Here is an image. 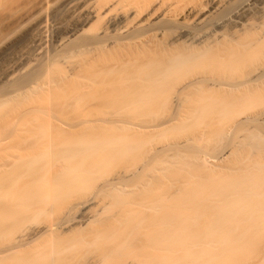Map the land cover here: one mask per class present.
Masks as SVG:
<instances>
[{"label": "bare ground", "instance_id": "bare-ground-1", "mask_svg": "<svg viewBox=\"0 0 264 264\" xmlns=\"http://www.w3.org/2000/svg\"><path fill=\"white\" fill-rule=\"evenodd\" d=\"M108 1L103 5V8L106 10H104L105 12L102 10V7L93 9V11H85L80 17L82 20V22L80 21L81 23L76 20H73L74 22L71 20L72 23H68L65 29L66 34L69 33L70 37L75 38V36L77 37L82 34H79V32L83 31L84 22L88 23L96 19L107 18V20L104 19L108 21V26L104 23L106 25V27H104L105 31L103 30L102 33H98L96 37H94V41L91 40L92 43L85 41L86 43L84 42L81 45L84 47L87 44L88 46L94 44L92 46L97 45V47L100 46L101 48L102 46L106 47L108 45L106 43L107 41H104L108 37V34L106 35V33H108L106 31H109L108 27L120 26L124 30L123 41L125 42L124 44L127 42V46H124L128 48L125 50V47H123L125 52L127 49L128 52L123 60L121 70L127 72L129 80L127 83L124 82L123 84V86L127 88L124 89L125 92H123V94L125 93L127 95V98L124 97L126 102H124L123 99L122 103L133 105L134 108L152 104H171L173 108L176 109L177 107L180 108L182 105H191L192 103L194 109H197L192 113L193 116L197 118L193 123L187 121L179 122L178 120V123L172 122L173 124L167 121L157 123L150 128L151 132L149 134L147 133L149 140L142 139L141 141L137 138L132 139V149L136 151L142 147L143 143H154L160 137L161 139L163 138V140L168 139V134L172 131L177 135H185L186 133H190V131L191 133H196L198 131L197 127L200 128L202 126L204 118L211 116L213 111H216L221 120L218 121L220 130L216 135L217 137L226 136L228 133L238 127L244 126L248 122L249 124H256V130L248 131L241 144L249 146L254 152L258 151L255 157L260 158L257 161L248 162L245 159L251 157L252 153H249L246 155L245 161L237 164L238 168L236 170H230L225 173L208 172L204 169L202 163L200 165L199 162L193 160L188 161L186 158H180L176 163L160 162L156 164L166 166L177 165L180 169L177 170L179 181L184 189L172 193L169 196L171 199L178 196L175 200L172 199L173 204L159 201L133 202L131 211L132 234L130 237V264H264V113L259 111L260 114H256L255 117H251V114L244 116L246 112L252 111L264 104V90L262 93L264 87V0ZM71 3L73 4V0L67 1L64 6L62 5V10L68 11L73 6ZM75 3L76 2H74V4ZM99 9L102 11H99ZM113 11L116 13H113ZM107 28L108 30H106ZM42 30V26L38 25L27 35L29 47L35 44L37 45V43L41 41ZM104 35H106V37H104ZM57 37L59 43L61 40L63 42L67 40V38H65V40L63 36H59V34ZM120 37H118L119 40ZM69 42L71 43V41ZM66 48L67 49L64 50H67L66 54L68 55L77 52V49L74 50L71 46L68 48L67 45ZM106 49H108V47ZM6 52L8 53V51ZM19 53L21 54L22 51ZM25 53L23 52L22 54L25 55ZM20 54L17 53L18 56L16 55L18 61L22 59ZM16 57L14 58L16 59ZM18 61H15V63ZM252 61L261 63L257 68L252 70L249 76L244 80H208L205 76L200 75L202 73H198L213 71L232 73L237 70L239 66H244ZM192 71H195V73L198 71V74L184 81L175 80V78ZM52 72L50 65L46 64L44 69L36 70L34 73L21 79L20 82L18 81L12 84L14 87L26 85V88L30 87L29 91H31V94H35L36 98L32 97L35 98L36 101L32 99V102L35 101L36 105L33 104L37 107L35 109L38 114L35 111L34 113L37 114V117H35V115V118L33 117L31 120V116L28 114L30 124L28 123L29 132L27 131V133L31 135L30 140H34V147L31 146V149L34 151L31 152V150H28L32 153V155L29 153L31 158H29L30 156L26 153L28 158L25 157L24 159L26 162L30 161L29 164L31 163V165L41 164L38 166H42V169L39 167L37 168L43 171L44 180L48 181V184L51 181L53 182V178L59 169H66L65 161L69 160L65 158V155H68L65 151L70 149V143H73H69L66 137L68 141L58 143L55 138L58 135H56V133L54 134V132L58 133L60 131L55 129V126L51 123V119L52 111L55 106V95L58 94L56 92L58 85L52 77ZM87 85L88 84L84 86ZM84 86H82L83 88L81 87L78 96H76L77 103H83L82 100L84 99L85 102L92 100L95 95L94 91L91 92L90 85L87 87ZM169 89L175 90L177 95L172 98L163 96V90ZM255 89L261 90L260 92L262 93L255 98H253L254 96L242 95V93V96H232V94L234 95L236 92L254 91ZM113 90V94H116V89ZM213 91H219L220 93L222 91L226 95L224 94L225 96H221V98H217L218 96L216 98L211 97L210 95L203 96L204 93ZM194 92H197V95L200 93L199 96L202 95L203 97H193L194 102H192L193 98L189 99V97L192 95L191 93L196 95ZM158 93L159 95L161 93V97ZM189 93L190 96L188 95V98H185ZM182 94H185V96H182ZM17 95H15V97ZM26 98L27 97H25V99ZM95 99L96 97H94L93 100L95 101ZM93 100L89 102H93ZM32 102H30L31 106H33ZM26 103L29 104V102ZM199 110L201 111L198 113ZM174 116L175 115L171 117L174 118ZM189 124H191V127L189 126L190 128L188 127V129H186L185 126ZM26 126L27 124L23 127V132H26ZM21 134L23 133L21 132ZM24 135H26V133ZM30 135H28V140ZM61 135L60 132V139L62 138ZM63 135L66 134L63 133ZM21 137L22 135L20 138ZM127 139L129 140V138ZM190 140L191 138L186 139L184 144ZM54 142L59 145L57 144V146H55ZM79 142L80 140L77 141V143ZM128 143L129 142H127V151L129 152L130 148ZM64 145L66 150L63 152V155L65 157L61 154H57L58 157L56 153H61V151H59L60 149L57 151V149L63 148ZM179 147L181 148V145H176V149ZM19 148H21V146H19ZM154 150L155 152L158 151L156 148ZM229 152L230 151L226 153V156H229L231 153ZM11 153L14 154L15 152ZM8 154H10V152ZM18 156H20L19 153ZM10 157L7 156L6 158L12 159V157ZM15 157H17V155ZM20 159L21 156L19 157V160ZM3 160L5 159H2L1 162H5ZM14 160L17 162V159H13V161ZM20 162L16 163L15 166L20 164ZM26 164L27 163L23 160V165ZM7 165L5 167H7ZM145 167L147 168L148 166L144 164L138 170L132 172L133 181L140 180V183L146 186L151 182H161L159 175L166 171L154 169L156 168L154 167L151 172H149ZM13 168L16 167L13 166ZM0 170L2 171V168ZM18 170L20 171L21 169ZM7 176L6 173V179ZM10 176L11 175H9V177ZM28 176L30 177V175ZM163 176L165 177L164 179L168 178L165 174ZM39 179H42V174L41 177L39 175ZM18 180L19 182L22 180L21 175L18 177ZM169 180L171 179L169 178ZM46 181L43 183L46 184ZM5 182L6 181H4V183ZM11 183H9V186L12 185ZM0 186L2 187L1 183ZM55 187L58 189L57 186ZM49 191L47 195L49 198L48 208L41 212H37L38 215L40 213V215L42 214V216L45 217L42 218L45 219L44 221L47 223L45 228L47 234L42 244L43 248L40 247L41 249H37L42 252H35L36 254L44 253L37 256L36 254H34L35 256L33 255L35 257H33V260L36 261L35 263L38 261V263L41 262L40 264H56L54 262L58 254L56 244L59 240L57 241L58 237L53 231V226L55 225H53L52 222L54 221V211H52V209H54V207L52 208L51 206L53 204L51 201L52 194L51 190ZM8 194H10L9 196L11 199L12 194L9 192ZM8 194L6 195L8 196ZM26 197L28 199L29 196L26 195ZM134 197H137V195ZM46 198L45 201L47 202ZM53 198L55 199L54 202H56V197ZM81 213H83V210ZM81 215H83V217L85 216L84 213ZM36 217L37 215L33 217V221H35L34 218ZM57 247L59 249V246ZM16 258H21V256Z\"/></svg>", "mask_w": 264, "mask_h": 264}, {"label": "rangeland", "instance_id": "rangeland-1", "mask_svg": "<svg viewBox=\"0 0 264 264\" xmlns=\"http://www.w3.org/2000/svg\"><path fill=\"white\" fill-rule=\"evenodd\" d=\"M67 1L69 2L72 0H0V169L2 168V171L0 170V183L2 185V187L0 186V190L2 191L3 189V191H5H2L3 193L0 191V264L41 263H38V261L35 263L36 261L33 259L35 258V252L41 251L37 249H41L40 247H42L45 241L44 239L47 234L45 228L47 223H45V219L42 218L44 216H42V214L40 215V213L38 215L37 212H41L48 208L49 198L47 195L50 192L49 190H51L52 194L51 201L53 204L51 206L52 208L54 207V209H52V211H54V221L52 222L53 225H55L53 226V231L58 237L57 241L59 240L56 244L58 254L54 263L130 264V237L132 234L131 211L133 202L159 201L173 204L172 201L178 196L172 198L173 200L169 196L172 193L184 189L179 181L177 170L180 169L177 165L166 166L156 164L160 162L176 163L180 158H186L188 161L193 160L199 162L200 165L202 163L204 169L208 172L225 173L230 170H236L239 162L245 160L252 162L260 159L255 157L258 151L254 152L249 146L241 144L248 131L256 130V124H249L248 122L244 126L238 127L228 133L226 136L217 137L216 135L220 130L218 121L221 120L216 111H213L211 116L204 118L202 126L200 128L197 127L198 131L196 133H191L190 131L191 134L186 133L185 135H177L172 131L168 134V139L163 140V138L161 139L160 137L154 143H143L141 148L134 151L132 149L133 138H137L141 141L142 139L149 140L148 134L151 132L150 128L157 123L166 121L170 124L178 123V121L193 123L197 118L193 116L192 113L197 109H194L192 103L191 105H182L180 108L177 107V109L173 108L171 104H152L134 108L133 105L127 103L122 106L127 118V125L124 131L125 135L129 136L130 150L125 158L123 156L122 160H120L117 156L118 159L115 161L112 151L109 152L101 148L102 144L100 140H102V134L97 131L98 128L96 125L90 124L89 120L97 119L100 116L99 111L104 108L113 107L116 103L118 106L120 105V100H118L120 96H117L120 95V89H122L120 85L122 82L127 83L129 80L127 72L121 70L123 60L128 52V49L125 52L128 47H126L127 42L124 44L125 42L123 41L124 30L120 26L122 30H120L118 26H116L118 27L117 29H115L116 27H108L110 32L106 31L108 32H105L106 35L108 34V37L107 39L104 38L106 39L104 41H107L106 43L108 44L106 47L102 46L101 48L100 46L97 47V45L92 46L94 44H91V46H88V44L84 47L81 46L85 41L92 43L91 40L94 41V37H96L98 33H102L103 30L105 31L104 27L108 24V21H105L107 18L96 19L88 23L86 22L87 24L84 22L83 31L79 32V34H82L77 37L75 36L76 39L70 37L69 33L66 34V25H68V23L71 24V20H76L81 23L82 20L80 17L85 11H93V9H98L99 7L103 8V5L106 4L108 0H106V2L105 0H73V4L71 3L73 6L68 11L62 10V7ZM74 2L76 3L74 4ZM101 9H99V11ZM102 10L104 11L105 9L103 8ZM113 13L116 12L113 11ZM38 25H41L43 29L41 41L39 42L40 44L37 43V45L35 44L29 47L27 35ZM108 28L106 30H108ZM114 29L117 31L115 32ZM58 34L59 36H63L64 39L67 38L68 42L66 39V41L64 40L65 42L61 40L64 44H60L61 42H58ZM106 35H104V37H106ZM118 37H120V40ZM69 41H71V43ZM67 45L68 48L71 46L74 50L77 49V52L71 53L70 55L66 54L67 50L64 49H67ZM107 47L108 49H106ZM6 51H8V53ZM21 51L22 53L26 52L25 55L22 53L20 54L19 52ZM46 52L49 53L47 54ZM17 53L22 56L20 61L17 60ZM14 57H16V59ZM15 61H18L17 63L19 64L15 63ZM260 63L261 62L258 61H252L244 66H239L238 69L232 73L221 71L206 73L196 71L195 73V71H192L181 75L182 77L179 76L175 78V80L184 81L198 73H202L200 75L205 76L208 80H244ZM46 64L50 65L51 72L53 71L52 77L58 85V89L56 90L58 94L55 95V108L52 113V122L62 134V138L60 139V132L57 133V140H63V142H65L66 138L68 139L69 137V142H75L72 141L75 139L73 137L80 134H87L90 137L94 136L100 139L98 143H95L94 147L90 149L86 148L85 151L82 149L84 151H82V154H78L81 150H79V147L75 146L74 143L71 146L68 145L70 149L66 152V154H68L66 155V160L69 161H65L66 165L64 163L66 169L54 176L53 182L51 181L49 184L47 183L48 181L44 180L43 171L41 170L42 166H38L41 164L31 165V163L29 164V160H27L29 162H26L24 159L29 153L34 151L31 149L34 147V140H30L31 135L27 133V131L29 130L28 126L30 120L33 119L35 115V117H37L38 114L35 109L37 108L35 106V94L32 95L31 91H29L30 87L26 88V85L19 87L12 86L14 82H20L21 79L34 73V71L44 69ZM86 84H88L87 86L90 85L91 92L94 91L95 94L92 93L94 95L93 97H96L98 100L95 99L93 102H86L85 104L75 107V97L78 96L81 87ZM113 89H116L118 93L113 94ZM263 90L264 87L262 93ZM260 91L259 89H255L254 91L236 92L237 94L234 93L232 96H242L245 94V96H254L253 98H255L256 96H260L259 94H262ZM191 94V96L190 93L187 94V97L185 94H182V96L188 98L189 95V99H191L193 97H203L205 95H210L215 98L218 96L217 98H221V96L223 97L226 95L222 91L221 93L219 91L204 93L203 96H199L200 93L197 95V92H194L196 95H193V93ZM15 95L18 97H15ZM162 95L172 98L175 97L177 93L175 90L169 89L163 90ZM102 96L106 97L99 100ZM159 96L161 97V93ZM25 97L27 98L25 99ZM110 97L118 99L109 101L111 99ZM32 99L35 101L32 102ZM26 102H29V104ZM30 102H32L33 106H31ZM192 102H194V98ZM27 105L31 107L29 106L28 108ZM84 109L91 111V117L82 115L77 117L78 112ZM35 111L37 114L34 113ZM200 111L201 110H199L198 113ZM259 111L264 113V104L252 111L246 112L244 116L251 114V117H255L256 114L258 115ZM28 114L32 117H30V120L28 119ZM173 115H175L174 118L171 117ZM26 124L27 130L25 129L26 132H23V127H25ZM189 126L191 127V124L185 126L186 129H188ZM86 130L89 131L86 132ZM138 131L141 132L139 133ZM21 132L23 134H21ZM25 133L26 135H24ZM63 133L66 135H63ZM19 134L22 135L21 138ZM28 135H30L29 140L27 139ZM189 138H191V140L184 144V141ZM176 145H181V148L179 147L176 149ZM19 146H21V148H19ZM155 148L158 150L157 152H155ZM28 150H31V152ZM228 151L231 153L229 152V156H226ZM9 152L11 155L8 154ZM11 152L15 153L13 154ZM18 153L21 159L27 163L26 165H23V160H19L20 156H18ZM249 153H252L251 157L245 159L246 155ZM14 155H17V157ZM31 155H29V158H31ZM7 156H11L12 159L6 158ZM2 159H5L3 160L5 162H1ZM13 159H17V162H15V160L13 161ZM19 162L20 164L15 166L16 163ZM144 164L148 166L145 168L149 172H151L154 167H156L154 169L166 171L159 175L161 182H151L146 186L140 183L139 178V181H133L132 172L138 170ZM6 165L7 167H5ZM13 166L16 168H13ZM37 167L41 169L39 170ZM5 172L8 175L7 179L9 182L6 179ZM41 174L42 179H39V175L41 177ZM164 174L168 176L167 179H164ZM9 175L11 176L9 177ZM20 175L22 176L21 183L18 180ZM28 175H30V177ZM12 177L13 179L11 180ZM169 178L171 180H169ZM2 181L3 183L4 181L6 182L3 184ZM45 181L47 185L43 183ZM9 183L12 185L9 186ZM55 186H57L58 189ZM8 192L12 194L11 199ZM6 194H8V196ZM25 194L29 196L28 199ZM41 195L44 196L42 197ZM136 195L137 197H134ZM53 197H56V202H54L55 199ZM82 210L85 215L84 217L81 215L83 214L81 213ZM36 215L40 218L36 217L34 218L35 221H33V217ZM57 246H59V249ZM42 254L38 253L36 256ZM18 256H21V258H16Z\"/></svg>", "mask_w": 264, "mask_h": 264}, {"label": "crops", "instance_id": "crops-1", "mask_svg": "<svg viewBox=\"0 0 264 264\" xmlns=\"http://www.w3.org/2000/svg\"><path fill=\"white\" fill-rule=\"evenodd\" d=\"M123 83L124 82H122L121 83V85H120V88H122V89H120V95H117V96H120L119 97V99L118 98H115V99H118V100H120L119 102H120V105L118 106L117 105V103H116V105H114L113 107H107V108H104V109H102L101 111H99V117L97 118V119H95V120H93V119H90L89 120V122H90V124H93V125H96V127L98 128L97 129V131H99L101 134H102V140H100V139H97L96 137H94V136H88L87 134H80V137H79V135H77L76 137H75V139H77V140H75V142H73L74 143V145L75 146H77V147H79V150H81V151H79L78 152V154L79 153H81L82 154V151L84 150L85 151V149L87 148V149H90V148H92V147H94L95 146V143H98V141L100 140L101 141V144H102V146H101V148L102 149H104V150H106V151H109V152H111L112 151V153H113V155H114V160L116 161L117 159H118V157L120 158V160H122V158H123V156H124V158H125V156L127 155V142H129L128 144H129V148H130V141L127 139V138H129V136H126L125 135V127H126V125H127V118H126V116H125V110L123 109V104L124 103H122L123 101V99H124V97H126L127 95L124 93L123 94V92H125V90L124 89H127V88H125L124 86H123ZM115 92H116V90H115ZM118 92H116V94H117ZM127 93V92H126ZM90 96V95H89ZM92 96V95H91ZM116 96V95H115ZM88 97V96H87ZM103 97L105 98L106 96H102V97H100V99L99 100H101V99H103ZM86 98V97H85ZM92 98V97H91ZM111 98V97H110ZM127 98V97H126ZM89 99V98H88ZM93 99H94V97H93ZM92 99V100H93ZM107 99H109V98H107ZM114 98H111L109 101H112V100H115ZM85 100V99H84ZM84 100H82L83 101V103H80L79 102V100H78V102L79 103H77V98L75 97V107H78L79 105H82V104H85L86 102H89V101H92V100H89V101H84ZM124 102H126L125 101V99H124ZM127 104V103H126ZM125 105V104H124ZM54 108H55V106H54ZM53 108V109H54ZM54 112V110L52 111V113ZM85 116V117H91V111H89V110H87V109H84L83 111H81V112H78V114H77V117H80V116ZM51 121H52V119H51ZM51 123H53V122H51ZM79 124H81V123H79ZM54 125V124H53ZM52 125V126H53ZM53 128V127H52ZM54 129V128H53ZM55 129L57 130V127H55ZM55 130V131H56ZM89 130H86V132H88ZM123 132H124V134H123ZM56 133V135H57V132H54V134ZM81 136H82V138H83V140H82V138H81ZM55 137V136H54ZM56 139H57V136L55 137ZM54 138V139H55ZM68 140H69V138H68ZM67 139L65 140V141H68ZM73 140V141H74ZM78 140H80V142L79 143H77V141ZM82 140V141H81ZM58 143L60 142V143H63V140H60V141H58V140H56ZM55 141V142H56ZM55 142H54V145L55 146H57V144H55ZM69 142V141H68ZM71 142V141H70ZM69 142V143H70ZM68 143V144H69ZM73 143H70L71 145L73 144ZM67 144V143H66ZM65 144V145H66ZM69 144V145H70ZM59 145V144H58ZM65 145H64V149H65ZM61 146V145H60ZM62 147V146H61ZM66 147H68V146H66ZM56 148H58V147H56ZM63 148H58L57 149V151L59 150V151H61V153H59V152H57L56 153V150H55V153H56V155L58 154H61V155H63V152L65 151ZM63 149V150H62ZM83 149V150H82ZM83 151V152H84ZM65 152H67V150L65 151ZM129 153V152H128ZM65 154V153H64ZM57 155V156H58ZM64 156V155H63ZM66 156V155H65ZM64 156V157H65ZM118 156V157H117ZM59 157V156H58ZM63 157V158H64ZM62 158V159H63ZM66 158V157H65ZM64 158V159H65ZM108 158H109V156H108ZM64 169V168H63ZM63 169H59V171H57V173L55 174V176L56 175H58Z\"/></svg>", "mask_w": 264, "mask_h": 264}]
</instances>
